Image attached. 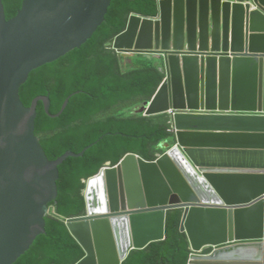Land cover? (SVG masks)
Segmentation results:
<instances>
[{
    "label": "water",
    "instance_id": "obj_1",
    "mask_svg": "<svg viewBox=\"0 0 264 264\" xmlns=\"http://www.w3.org/2000/svg\"><path fill=\"white\" fill-rule=\"evenodd\" d=\"M111 0H23L6 19L0 0V264H14L45 232L58 166L35 134L39 101L19 94L29 73L85 43ZM122 57L156 60L165 78L137 108L165 114L168 137L148 160L126 154L89 177L82 215L67 218L85 255L76 264H123L167 237L182 209L187 264H264V0H160L132 13L106 43Z\"/></svg>",
    "mask_w": 264,
    "mask_h": 264
},
{
    "label": "trees",
    "instance_id": "obj_2",
    "mask_svg": "<svg viewBox=\"0 0 264 264\" xmlns=\"http://www.w3.org/2000/svg\"><path fill=\"white\" fill-rule=\"evenodd\" d=\"M23 0H2L6 19L13 17ZM130 13L155 16L157 0H111L105 20L79 48L29 73L19 94L28 106L38 95L50 98V113H57L71 93L66 108L50 117L37 104L35 134L49 159L70 150L75 153L98 141L84 156L67 157L59 166L56 202L49 204L45 232L14 264H76L84 257L82 245L71 234L67 218L82 215L86 180L100 169L117 164L126 154L157 157V147L168 133L164 114L137 113L139 103L150 100L165 78L148 58H125L106 43L125 29ZM182 209L167 215V237L132 251L123 264H187L189 240L180 229Z\"/></svg>",
    "mask_w": 264,
    "mask_h": 264
},
{
    "label": "clouds",
    "instance_id": "obj_3",
    "mask_svg": "<svg viewBox=\"0 0 264 264\" xmlns=\"http://www.w3.org/2000/svg\"><path fill=\"white\" fill-rule=\"evenodd\" d=\"M157 1H158V6H159V1H160V0H157ZM130 14H132V13H130ZM130 14H129V15H130ZM129 15H128V16H129ZM127 19H128V18H127ZM110 49H112V48H110ZM113 50H115V51L117 52L116 49H113ZM117 54L121 55V53H118V52H117ZM134 56H137V55H129V56H126V57H134ZM124 57H125V56H124ZM142 58H144V57H142ZM151 60H153V59H151ZM155 63H156V62H155ZM156 64H157V63H156ZM157 65H158V64H157ZM145 101H146V100H145ZM143 102H144V101H143ZM143 102H142V104H143ZM140 105H141V104H140ZM140 105H139V106H140ZM139 106H138V107H139ZM136 110H137V108H136ZM143 114H144V113H143ZM144 115H145V114H144ZM158 115H160V114H158ZM164 118H165V114H164ZM165 120H166V119H165ZM168 127H169V126H168ZM168 129H169V128H168ZM159 146H160V145H159ZM159 146H158V147H159ZM158 147H157V148H158ZM161 152H162V151H161ZM161 152H158V153H161Z\"/></svg>",
    "mask_w": 264,
    "mask_h": 264
},
{
    "label": "crops",
    "instance_id": "obj_4",
    "mask_svg": "<svg viewBox=\"0 0 264 264\" xmlns=\"http://www.w3.org/2000/svg\"><path fill=\"white\" fill-rule=\"evenodd\" d=\"M124 58H125L124 64H125L126 66H128V65H129L128 63L131 62V60H130L131 57H124ZM153 60H154V59H153ZM154 61L156 62V60H154ZM139 104H142V102L139 103ZM138 106H139V105H138Z\"/></svg>",
    "mask_w": 264,
    "mask_h": 264
},
{
    "label": "rangeland",
    "instance_id": "obj_5",
    "mask_svg": "<svg viewBox=\"0 0 264 264\" xmlns=\"http://www.w3.org/2000/svg\"><path fill=\"white\" fill-rule=\"evenodd\" d=\"M152 61H154V60H152ZM154 62H155V61H154ZM137 108H139V107H137ZM156 151H157V152H161L162 149H161L160 147H158V148L156 149Z\"/></svg>",
    "mask_w": 264,
    "mask_h": 264
}]
</instances>
